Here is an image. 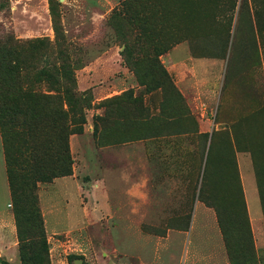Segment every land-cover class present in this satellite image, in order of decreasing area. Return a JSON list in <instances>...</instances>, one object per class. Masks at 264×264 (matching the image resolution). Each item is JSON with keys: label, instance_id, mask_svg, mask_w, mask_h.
Segmentation results:
<instances>
[{"label": "rangeland", "instance_id": "rangeland-1", "mask_svg": "<svg viewBox=\"0 0 264 264\" xmlns=\"http://www.w3.org/2000/svg\"><path fill=\"white\" fill-rule=\"evenodd\" d=\"M4 60L32 128L82 122L72 175L35 190L41 264H264V0H0ZM5 174L0 137V264H21L39 235Z\"/></svg>", "mask_w": 264, "mask_h": 264}, {"label": "trees", "instance_id": "trees-1", "mask_svg": "<svg viewBox=\"0 0 264 264\" xmlns=\"http://www.w3.org/2000/svg\"><path fill=\"white\" fill-rule=\"evenodd\" d=\"M3 45L9 49L11 47L15 49L20 43L18 44L8 37ZM160 52L157 54V58L161 55ZM13 54H15L14 51ZM4 58L3 56L2 59ZM3 62L5 60L0 61V66L4 64ZM53 71L58 73L56 67L53 68ZM22 100L23 102H18L9 94L8 97L0 96V137L2 138L6 178L16 223L19 224L23 220V216H20L17 208L20 201L18 194L21 190L24 192L20 195L23 196L24 208L27 209V218L35 224L40 241L39 250L31 258L23 253L22 247L19 248L20 262L21 264H41L43 260L45 261L48 252L35 190L38 183H51L55 179L72 175L73 161L70 156L68 137L73 134H81L83 129L82 122L78 124V128L75 126L69 128L66 124L56 123L54 117L63 116L64 112L62 111L52 113L53 117H49V122L52 125L50 131L40 130L42 122L40 118L32 128L29 113L33 112L32 116L35 118L36 113L40 112L41 102L29 101L28 97H23ZM79 100H84V98L80 97ZM15 128H19V130H15ZM214 210L222 237L225 238L215 207ZM37 254L38 257H36Z\"/></svg>", "mask_w": 264, "mask_h": 264}, {"label": "crops", "instance_id": "crops-1", "mask_svg": "<svg viewBox=\"0 0 264 264\" xmlns=\"http://www.w3.org/2000/svg\"><path fill=\"white\" fill-rule=\"evenodd\" d=\"M6 175V174H5ZM62 179H64V178H62ZM6 181H7V178H6ZM245 183V182H244ZM245 184H248V188L251 190V197H253L254 198V196L256 195V194H253V185L251 184V182H249V179H246V183ZM8 187V186H7ZM245 194H246V204H247V208H248V211H249V214H250V216H251V218H258V217H260V211H258V206H257V204L256 203H254V208L252 207H250V203H249V200H248V198H247V192H245ZM257 199H256V197H255V201H256ZM7 205H9V203L7 204Z\"/></svg>", "mask_w": 264, "mask_h": 264}]
</instances>
